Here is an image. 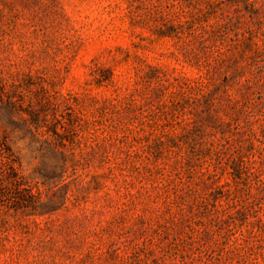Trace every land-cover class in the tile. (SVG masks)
I'll use <instances>...</instances> for the list:
<instances>
[{"label":"rangeland","instance_id":"rangeland-1","mask_svg":"<svg viewBox=\"0 0 264 264\" xmlns=\"http://www.w3.org/2000/svg\"><path fill=\"white\" fill-rule=\"evenodd\" d=\"M0 264H264V0H0Z\"/></svg>","mask_w":264,"mask_h":264}]
</instances>
